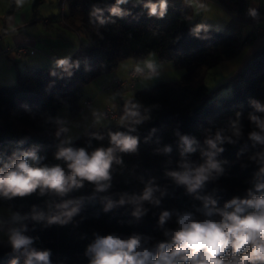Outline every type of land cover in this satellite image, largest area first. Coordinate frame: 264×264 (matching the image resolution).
<instances>
[{
  "label": "clouds",
  "instance_id": "9594fccd",
  "mask_svg": "<svg viewBox=\"0 0 264 264\" xmlns=\"http://www.w3.org/2000/svg\"><path fill=\"white\" fill-rule=\"evenodd\" d=\"M15 3L22 7L25 0H15ZM129 4L132 8L140 6L149 18L161 20L169 8V0H114L105 7L93 4L89 22L105 26L115 24L117 18L131 16L137 19L138 15L134 16L131 9L122 7ZM200 7L204 5L200 4ZM246 15L254 21L260 20L256 8H248ZM210 28L211 25L201 22L194 24L189 31L206 40L210 37L201 36V32L207 33ZM97 35L103 38L98 29ZM179 39L177 36L176 40ZM53 66L71 77V69L79 68L80 62L64 56L55 59ZM132 74L144 81L157 80L161 77L162 65L157 63L154 53H149L147 58L133 66ZM51 75L56 76V71ZM248 104L251 110L246 117L247 133L244 113L240 110L235 112L234 118L228 119L226 127L214 132L203 129L202 141L196 135L175 130V158L172 144L153 150L155 154L167 157L163 163V175L171 185L161 186L155 176L145 179L141 175L138 177L143 185L140 191L125 190L100 196L104 213L128 207L136 221L147 216L152 208H159L166 196L175 197V189L183 188L184 194L199 204L192 203V210H161L156 222V229L161 234L159 239L138 231L130 234L92 231L83 252L87 264H264V101L250 98ZM149 112L150 108L134 99L125 101L118 122L122 130H109L107 137L99 132L87 133L86 146H77L65 121L57 119L55 137L59 142L53 153L57 163H45L46 157L38 155L35 146L17 147L6 157L0 155V200L10 202L33 195L59 198L58 202L45 201L44 208L33 204L28 212L10 209L7 217L0 216V246L8 249L5 253L9 257L8 264H54L53 251L38 247L40 237L30 233L37 231V225L44 229L53 225L79 226L80 221L74 218L81 214L84 201L95 200L97 194L109 193L112 189L114 166L123 164L122 154L139 153L141 138L136 133L139 126L152 119ZM94 122L99 123V118ZM156 131L151 128L144 142L148 143ZM105 138L107 146L89 150L92 140L103 141ZM241 141L245 142L241 145ZM155 142L160 144V138L157 137ZM224 145H241L236 151V160L219 158L226 151ZM237 163L241 170L249 167L254 170L243 181L246 185L243 194L232 195L221 204L222 197L217 195L221 189L213 187L210 193L205 189L226 175L225 166L231 168ZM86 185L92 187L91 196L66 198ZM114 196L118 198L114 199ZM94 215L98 218L99 212ZM173 217L174 227L169 226ZM83 219L85 217H81V221ZM87 238V233L79 237L81 240ZM56 264H65V261Z\"/></svg>",
  "mask_w": 264,
  "mask_h": 264
},
{
  "label": "trees",
  "instance_id": "16d2710c",
  "mask_svg": "<svg viewBox=\"0 0 264 264\" xmlns=\"http://www.w3.org/2000/svg\"><path fill=\"white\" fill-rule=\"evenodd\" d=\"M42 1L34 0L32 7L34 16L36 7ZM65 1H67L64 5L66 9L62 11V20L77 32H82L85 38L70 56L73 61L78 60L80 66L71 69L73 75L69 77L61 69L54 68L53 63L39 66L25 65L16 71L12 83L0 82V155L6 157L17 147L27 149L35 146L37 154L46 157L45 163H57L53 159V153L59 142L55 137L58 127L56 120L60 119L59 110L65 108L70 117L77 115L81 109L79 99L82 89L98 76L113 72L123 60H141L149 53H155L160 62H170L176 68L183 70L179 81L162 80L151 87L134 89L130 96L118 101L116 107L118 118L123 114L125 101L134 99L143 107L150 108L149 114L152 119L139 126L136 133L141 138L139 153L122 154L123 164L114 166L113 187L109 193H100L95 200L84 201L81 214L74 218L75 221H80L79 226L53 225L44 229L42 225H37V231L30 233L40 237L38 247L50 248L53 251L54 264L61 260H64L65 264H87L83 252L85 245L91 239L92 231H100L102 234L111 231L130 234L132 231H138L159 239L161 234L156 229V222L161 210L173 208L192 210V203L199 204L185 195L183 188L175 189V197L166 196L159 208H152L147 216L136 221L131 217V209L128 207L115 208L104 213L99 197L117 191H140L143 185L138 177L141 175L145 179L155 176L161 186L171 185V181L165 179L163 175V163L167 157L155 154L153 150L165 144H172L175 158L176 137L173 133L177 129L182 134L196 135L202 141L203 129H211L214 132L218 128L226 127L228 119L234 118L235 112L242 110L245 117L243 120L245 133H247L249 126L246 117L251 110L249 99L257 98L264 101V41L239 72L211 90L202 81V73L206 68L223 60L234 58L239 50L250 42L249 32L242 37L233 32L210 28L207 33L201 32V36L207 35L210 39L201 40L190 33L189 29L193 25L189 22L188 11L178 0L169 3L168 13L162 20L149 18L140 6L132 8L129 4L122 7L131 9L134 16L138 15L137 19L131 16L124 19L117 18L115 24L105 26L90 23L89 12L93 4L105 7L114 0ZM220 1L226 3V0ZM234 1L233 6L240 17L252 19L246 15L247 9L253 8L249 7V0ZM254 8L258 10L260 17L264 16V1H259ZM107 15L108 13L105 12V16ZM97 29L103 38L97 35ZM177 36H180L178 41ZM52 71H56L57 75L52 76ZM103 85L100 87L101 90ZM223 88L229 90L231 94L218 97V93ZM87 100L90 99L85 101ZM152 105L159 107H151ZM141 112L143 114V108ZM106 121L97 128H87L80 132L74 143L77 146H86L87 133L99 132L107 137L109 130L119 129V124H115L114 120ZM151 128H156L157 131L151 140L145 143L144 138ZM25 137L28 139L24 140ZM157 137L160 138V144L155 142ZM21 140H24L23 144H19ZM244 142L241 141V145ZM107 144V138L103 141L92 140L89 150ZM241 145L235 147L224 145L226 151L219 158L236 160L235 154ZM225 169L226 175L215 185L209 184L205 189L208 193L213 187L221 189L217 193L222 197L221 204L232 195L243 194L246 187L243 181L254 170L253 167L241 170L238 163L231 168L225 166ZM91 195L92 187L86 185L85 188L70 193L66 198ZM49 200L58 202L59 198L33 195L10 202L0 200V205L25 213L30 211V206L33 204L44 208L45 201ZM97 212H99L98 218L94 215ZM81 217L85 219L81 221ZM174 220L175 217L169 222V226H175ZM121 221L123 223H120ZM129 221L131 224L128 223ZM83 233H87L88 236L85 240L79 239ZM7 251L8 249L0 246V264H8L9 257L5 255Z\"/></svg>",
  "mask_w": 264,
  "mask_h": 264
},
{
  "label": "rangeland",
  "instance_id": "374dc122",
  "mask_svg": "<svg viewBox=\"0 0 264 264\" xmlns=\"http://www.w3.org/2000/svg\"><path fill=\"white\" fill-rule=\"evenodd\" d=\"M66 2L67 1L65 0H61V3L60 0H43L40 4H38L36 7L35 16L34 13H32L31 17L36 18L40 16L38 19L39 21L31 22L32 20L30 19V24L33 25V29L30 32H32L31 34L35 36L44 37L43 40L50 42L51 45L52 43L55 44L58 39H67L68 46H73L72 51L74 53L79 47L80 41L84 40L85 38L82 32H77L76 30L67 26L68 24L66 25L62 20L61 15L63 13L62 11L66 9V6L64 7ZM33 4L34 0H25L22 8L26 7L24 10L29 8L32 9ZM183 4L187 8L189 22L192 25L204 22L211 25V28L222 32H234L235 34H239V36L242 37H244L250 30V24L247 22L248 19L241 18L240 14L233 6L235 5L234 0H226V3H223L220 0H184ZM200 4H203L204 7L201 8ZM257 4L258 1L256 0H249L248 3L249 7L253 8L256 7ZM13 5L21 8L20 6H17L14 0L13 2L12 0H0V24L3 23L4 17L10 14L11 11L9 10L12 9ZM43 19H47V24L44 23ZM249 44L250 43H248V45ZM53 53L56 54L54 51ZM148 55L141 60H123L119 63L120 73H125V69H128L129 66L135 65L137 62L144 60L148 57ZM155 59L157 63L160 64L156 54ZM161 63H163L161 77L152 81H144L140 79L136 82L135 89L138 90L151 87L162 80L176 82L181 79L183 75L182 69L176 68L170 62ZM238 64V59H229L223 60L210 68H206L204 73H202V81L209 87V89L213 90L236 72ZM101 76H98L97 79H99ZM97 81L98 80H93L92 84H89L82 89L79 99L81 109L77 115L70 117L68 111L65 108L59 110L60 117L64 119L65 126L70 128L69 135H71L73 139H75L83 130L87 128H97L100 124L107 122L106 120L102 119L99 113H97L98 111H95L96 116L94 117V112H90V110L86 108L87 106H84L83 104L84 97H86L87 93L93 87L94 83H97ZM105 92L109 94V104L111 106L115 105V103L118 101V95L111 93L109 90H106ZM129 92L132 93V91ZM230 94L231 92L229 90L223 88L218 93V97H225L229 96ZM97 117L99 118V123L94 122ZM118 122L119 118L114 120L115 124H119ZM10 209L11 208L7 206L0 205V216H7Z\"/></svg>",
  "mask_w": 264,
  "mask_h": 264
},
{
  "label": "crops",
  "instance_id": "0c3cea01",
  "mask_svg": "<svg viewBox=\"0 0 264 264\" xmlns=\"http://www.w3.org/2000/svg\"><path fill=\"white\" fill-rule=\"evenodd\" d=\"M173 1L174 0H169V3H172ZM178 1L180 2L181 6L187 10L183 4L184 0ZM25 8H18L16 5H13L10 14L6 15L3 19V23L0 24V82L3 84L11 83L14 80L16 71L22 69L25 65H49L52 64L55 59L62 58L64 56H71L74 54L72 51L73 46H70L71 48L68 46L67 39H58L55 44L52 43L51 45L50 42L43 40L44 37L31 34L32 32L30 31H32L33 25L30 24V19L32 20L31 22L39 21L38 19L40 16L32 18V9L29 8L24 10ZM67 26L70 27V25ZM248 43L250 44L248 45ZM248 43H246L245 46L239 50L238 54L232 58L239 60L237 70L234 74L239 72L251 60L256 50H258V48L261 46V41L259 39L250 41ZM20 44L34 46L36 49H38V51L35 54H25L21 57L14 56L12 53H2V50L5 47H13ZM53 51L56 52V54H54ZM162 64L163 63L160 62V65ZM133 66L134 65H131L128 69H125V73L123 72V74L122 72L120 73L118 65L113 72L103 74L99 79H94L98 80L97 83H94L93 87L83 100V104L86 99L91 100V104L86 108L90 110V112L95 113V111H98L97 113L100 114L101 109L105 105H110L109 94L101 90V85L107 84L114 77H126ZM234 74H232L230 77H232ZM92 82L89 84H92ZM131 94L132 93L127 92L123 95V98H126ZM117 105L118 101L112 106L117 107Z\"/></svg>",
  "mask_w": 264,
  "mask_h": 264
},
{
  "label": "built area",
  "instance_id": "2783aa9c",
  "mask_svg": "<svg viewBox=\"0 0 264 264\" xmlns=\"http://www.w3.org/2000/svg\"><path fill=\"white\" fill-rule=\"evenodd\" d=\"M207 1V0H206ZM261 1V0H256ZM264 1V0H262ZM44 23L47 24V19H43ZM247 22L250 24V30L248 33V40L253 41L259 39L261 42L264 41V16L260 17V20L254 21L248 19ZM38 51L34 46L30 45H16L13 47L7 46L2 50L3 54L12 53L14 56L21 57L25 54H35ZM140 77H136L132 74V69L129 71L126 78H113L108 84L102 86V90H109L113 94L118 95V101L123 99V95L126 92L133 91L135 89L136 82L140 80ZM91 101H85V105H90ZM100 115L104 120H116L118 118V111L116 107L106 105L101 111ZM61 120H64L60 117Z\"/></svg>",
  "mask_w": 264,
  "mask_h": 264
}]
</instances>
